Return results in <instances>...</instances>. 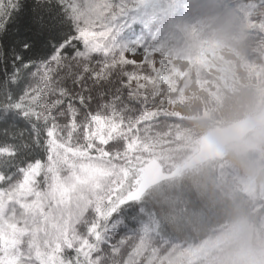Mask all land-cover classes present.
<instances>
[{"label":"snow or ice","instance_id":"1","mask_svg":"<svg viewBox=\"0 0 264 264\" xmlns=\"http://www.w3.org/2000/svg\"><path fill=\"white\" fill-rule=\"evenodd\" d=\"M126 10L0 0V264H140L150 101L144 43L116 37Z\"/></svg>","mask_w":264,"mask_h":264},{"label":"rangeland","instance_id":"2","mask_svg":"<svg viewBox=\"0 0 264 264\" xmlns=\"http://www.w3.org/2000/svg\"><path fill=\"white\" fill-rule=\"evenodd\" d=\"M123 2L127 10L116 25L117 40L125 41L131 30L141 38L145 49L134 59L140 62L145 58L143 70L148 79L142 82L148 94L157 96V105L162 109L182 118H206L212 116L225 91H232L238 84L264 89V3L261 0H196L197 5L191 0ZM138 23L143 32L134 26ZM261 23L253 32L260 39H250L254 42L248 51L249 62L236 47L248 30ZM176 51L182 55L173 57L171 54ZM181 79L183 82L179 84ZM173 89L176 95L170 93ZM194 128L179 130L176 136L182 141H193L198 130ZM149 149L161 151L169 163L178 150L154 145ZM228 150L248 159L239 166L228 161L220 164L221 189L228 191L236 186L248 193L257 207H264V126L228 145ZM249 236L253 242H249ZM135 245L140 261L144 257L146 264H264V216L260 226L253 230L238 220L228 221L194 245L168 247L158 242L157 258L138 242Z\"/></svg>","mask_w":264,"mask_h":264},{"label":"trees","instance_id":"3","mask_svg":"<svg viewBox=\"0 0 264 264\" xmlns=\"http://www.w3.org/2000/svg\"><path fill=\"white\" fill-rule=\"evenodd\" d=\"M191 3L197 5L196 0H191ZM260 26L262 23L255 24L248 30L236 47L240 55L245 56V60L249 62L251 53L248 51L253 48L251 44L254 42L250 39H260L253 34ZM245 45H248L247 49H243ZM171 55L180 57L182 54L176 51ZM182 82L183 79L179 84ZM170 93L176 95L174 89ZM156 98L154 93L149 94L147 119L141 124L139 147L142 159L139 175L140 178L144 175L146 163L151 158L157 159L164 169H175L176 173L172 178L149 188L138 199L143 218L138 225L137 235L132 238L133 246L138 242L144 250L149 249L152 255H157L155 251L158 242L168 247L194 245L231 220H238V223L245 224L251 230L259 227L264 207H257L255 200L236 186L228 191L220 187V164L228 161L239 166L247 161L248 156L245 158L233 153L227 146L220 157L190 168H184L182 163L196 152L200 137L207 129L258 111L264 104V89H258L256 85L238 84L232 91H225L212 116L197 119L178 117L162 109L157 105ZM191 128L198 129L193 141H182L176 136L179 130ZM163 138H168V141ZM153 145L164 149H178L176 156L171 158L173 162H165L168 158L161 151L150 150ZM248 239L253 242V237L249 236ZM147 241L148 244L144 245ZM155 241L157 243L152 247ZM143 258L140 264H146V259Z\"/></svg>","mask_w":264,"mask_h":264},{"label":"water","instance_id":"4","mask_svg":"<svg viewBox=\"0 0 264 264\" xmlns=\"http://www.w3.org/2000/svg\"><path fill=\"white\" fill-rule=\"evenodd\" d=\"M261 126H264V104L253 114L242 116L228 124L216 125L206 130L200 137L196 152L186 159L182 166L190 168L222 156L229 144L241 140L246 134ZM175 173V169L166 171L157 159H149L146 163L144 175L140 179L138 199L149 187L172 178Z\"/></svg>","mask_w":264,"mask_h":264},{"label":"bare ground","instance_id":"5","mask_svg":"<svg viewBox=\"0 0 264 264\" xmlns=\"http://www.w3.org/2000/svg\"><path fill=\"white\" fill-rule=\"evenodd\" d=\"M227 124H228V123H227ZM207 130H208V129H207ZM166 171H170V170H166ZM141 178H142V177H141ZM141 178H140V179H141ZM159 183H160V182H159ZM156 185H157V184H156ZM153 186H155V185H153ZM153 186H151V187H153ZM151 187H149V188H151ZM149 188H148V189H149ZM148 189H147V190H148ZM147 190H146V191H147ZM139 199H140V198H139Z\"/></svg>","mask_w":264,"mask_h":264}]
</instances>
